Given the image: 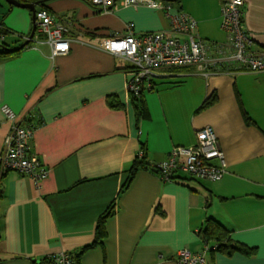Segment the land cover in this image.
I'll return each mask as SVG.
<instances>
[{
	"label": "crops",
	"instance_id": "1",
	"mask_svg": "<svg viewBox=\"0 0 264 264\" xmlns=\"http://www.w3.org/2000/svg\"><path fill=\"white\" fill-rule=\"evenodd\" d=\"M161 1L170 4V14L192 16L208 45L228 47L222 0ZM9 7L0 0V23L30 37L32 13ZM46 9L71 25L69 54L52 58L36 29L32 46L0 61V154L12 127L1 112L8 105L22 125L35 126L33 152L48 170L41 180L10 171L0 181L2 264L80 252L112 205L103 246L86 252L80 264H180L184 250L203 251L201 231L209 221L255 251L209 252L207 264H264V71L234 62L208 76L197 66L160 69L140 111L127 88L130 64L96 46L130 30L167 32L165 11L117 4L101 14L85 0H50ZM244 27L264 58V0H245ZM208 126L228 163L223 179L213 183L179 171L163 181L152 165L174 148L195 146L197 132ZM141 152L145 165L125 187Z\"/></svg>",
	"mask_w": 264,
	"mask_h": 264
},
{
	"label": "built area",
	"instance_id": "2",
	"mask_svg": "<svg viewBox=\"0 0 264 264\" xmlns=\"http://www.w3.org/2000/svg\"><path fill=\"white\" fill-rule=\"evenodd\" d=\"M101 14L111 13L120 4L123 7H147L162 10L170 18L167 32L114 36L102 40L96 48L130 64L131 76L127 88L130 94L139 98L146 90L153 88L156 71L168 68L197 66L204 76L211 69L230 63H238L240 69L250 72L264 71V58L253 48L254 41L244 27L245 0H222V28L229 36L228 47L208 45L200 38L197 21L187 13L170 14V4L161 0H85ZM36 29L44 37L41 41L51 49V56L67 55L71 49V25L58 20L48 10L36 12ZM39 42V41H38ZM94 47V46H93ZM211 50L216 53L210 55ZM230 50V54L227 51ZM218 54V56H217ZM5 119L11 122V130L5 138L0 154V178L14 171L34 180L48 175L40 159L33 152L35 126H24L19 116L8 105L1 107ZM197 143L191 148H174L169 157L152 165L165 182H172L179 171L190 177L209 182H219L228 172V163L218 137L210 126L199 130ZM143 158V153H140ZM210 246L204 245L199 253L184 250L180 254V264H207L206 255ZM38 264H78L75 254L60 252L49 256Z\"/></svg>",
	"mask_w": 264,
	"mask_h": 264
},
{
	"label": "trees",
	"instance_id": "3",
	"mask_svg": "<svg viewBox=\"0 0 264 264\" xmlns=\"http://www.w3.org/2000/svg\"><path fill=\"white\" fill-rule=\"evenodd\" d=\"M4 1V0H3ZM21 3H27V4H34V3H39V8L37 11L42 10V9H46V5L47 2L50 0H17ZM9 8H12V6H10ZM11 10V9H10ZM37 31V30H36ZM38 33V31L36 32V34ZM12 38V40H10V38ZM28 36L24 37L22 35H17L15 36L14 32L6 29L3 26V22L0 23V61L5 60L9 57L15 56L16 54L20 53L21 51H23L24 49L32 46V43L30 42L29 44L25 45L26 40H28ZM22 47V48H21ZM17 48H21L18 49L16 51H12L14 49ZM215 99V94L212 95L211 99L206 101V103L204 104V107L207 105H210L212 100ZM136 102H138L137 104V108L138 110H142V98H135ZM145 158L142 159H136V162L134 164V166L132 167V169L130 170V177L128 179L127 185H125V187L129 186V181L132 179V176L134 175L135 171L137 168H142L145 165ZM3 178V176H2ZM0 178V181L1 179ZM114 206H110L108 208V210L102 214V216L99 218L96 230H95V237L93 242L84 247L80 252L75 253V258L77 260V263L80 264L81 258L83 257V255L92 250L95 249L97 247L103 246L104 241L107 238V232H106V221L109 217H111L112 215H114L115 210H114ZM202 233V237H203V241L204 243H206L205 245H211L210 247V253L214 256L215 253H220L222 255L225 256H232L235 253H239L245 256H251L253 254V252L255 250L248 248L246 246H243L241 244L235 243L232 240L231 234L228 230H226L224 227H222L220 224H217L215 222H211L209 221L207 223V225L205 226V228L201 231ZM0 241H1V237H0ZM208 252V253H209ZM45 260V259H44ZM0 264H2V259L0 258Z\"/></svg>",
	"mask_w": 264,
	"mask_h": 264
},
{
	"label": "water",
	"instance_id": "4",
	"mask_svg": "<svg viewBox=\"0 0 264 264\" xmlns=\"http://www.w3.org/2000/svg\"><path fill=\"white\" fill-rule=\"evenodd\" d=\"M8 5L12 6V7H18V8H22V9H27L32 13L33 16V22H34V28L32 31V34L30 35V37L28 38V40L25 42V45L29 44L34 37L35 34V30H36V12H37V8L39 7V3H34V4H27V3H21L17 0H4ZM22 48V47H21ZM21 48H17L14 49L12 51H16L18 49Z\"/></svg>",
	"mask_w": 264,
	"mask_h": 264
},
{
	"label": "rangeland",
	"instance_id": "5",
	"mask_svg": "<svg viewBox=\"0 0 264 264\" xmlns=\"http://www.w3.org/2000/svg\"><path fill=\"white\" fill-rule=\"evenodd\" d=\"M27 11V10H26Z\"/></svg>",
	"mask_w": 264,
	"mask_h": 264
}]
</instances>
